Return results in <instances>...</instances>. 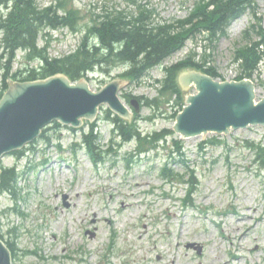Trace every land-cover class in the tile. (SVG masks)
<instances>
[{"label":"rangeland","instance_id":"1","mask_svg":"<svg viewBox=\"0 0 264 264\" xmlns=\"http://www.w3.org/2000/svg\"><path fill=\"white\" fill-rule=\"evenodd\" d=\"M36 1L40 6L55 2ZM140 1L149 2V7L157 10V20L163 23L187 16L198 0ZM75 5L82 15L80 29L92 15H102L105 8L134 10L130 0H75ZM253 5L251 12L232 22L228 35L215 44L214 50L198 35L152 68L141 83L126 79L129 82L122 94L159 98L154 107L142 103L136 114L135 122L143 133L174 125L180 105L161 92L159 80L165 76V66L184 58L189 50L197 54V59L211 55L208 64L216 66L222 75L229 69L241 71L235 47L246 43L244 32L260 22L259 17L264 26V0H256ZM47 31L52 57L75 49L84 34V29L76 32L67 27ZM250 34L253 39L260 38L253 31ZM45 43L44 31L38 44ZM2 52L0 43V93L6 64L12 67V73L28 65L23 52H17L14 62ZM37 64L32 61L29 66ZM122 71V67H113L110 72L99 69L91 74V88L98 90L119 78ZM254 77L264 78V64ZM190 91L195 93V86L191 85ZM257 98H264L263 85H257ZM107 109V104L100 106L94 134L99 137L101 150H114L121 139H112L115 125L105 118L114 114ZM135 118L132 114L131 120ZM88 127L86 123L75 131L52 122L44 139L39 137L28 145L26 156L9 153L4 157L3 166H16L22 174L16 187L18 199L9 193L0 196V234L15 248L13 264H264V167L255 162V151L247 146L250 141L264 143V125L222 134L221 145L203 149L199 143L217 134L180 138V157L200 180L197 191L186 202L183 199L188 185L177 178L167 182L161 176L160 169L169 158L170 147L163 146L167 143L143 154L131 167L122 158L137 159V140L124 142L117 156L98 149L104 159L95 162L82 139ZM172 167L175 173H188L182 164ZM33 212L44 218L42 226L29 218ZM198 246H202L201 254Z\"/></svg>","mask_w":264,"mask_h":264},{"label":"trees","instance_id":"2","mask_svg":"<svg viewBox=\"0 0 264 264\" xmlns=\"http://www.w3.org/2000/svg\"><path fill=\"white\" fill-rule=\"evenodd\" d=\"M255 1L200 0L187 18L159 23L155 18V10L148 8L145 3L132 0L137 4L133 11L106 8L103 15L95 14L90 17L91 21L85 23V34L77 48L61 57L50 58L48 43L39 47L38 39L49 28L70 27L78 30L81 11L73 5V0H56L45 7H41L36 0H0V31L3 33L1 42L9 62L15 58L18 49L27 50V59H40V67L28 69L29 73L22 80L44 78L60 72L66 73L72 80H78L96 69L108 71L109 68L123 65L127 68L122 75L139 81L152 67L161 64L199 32H205L204 37L210 44L219 40L227 34L232 20L248 9H254ZM253 30L260 35V39L252 40L250 33L246 32L249 42L235 51V58L241 60L243 70L249 76L264 55V27L261 24L254 25ZM207 62V59L197 61L192 52L167 66L161 92L171 97L177 95L175 101L182 105L184 93L177 80L178 73L184 68L193 67L217 76L216 67L207 65ZM9 73L10 66L3 75L5 88ZM158 100H147V104L156 105ZM114 123L124 140L145 139L155 145L159 140H166L167 136L174 134L171 129H164L143 137L136 126L120 117L114 118ZM91 129L90 134L84 135V141L93 150L96 143V138L91 137L94 125ZM178 140L172 139L180 148ZM252 146L257 150L258 160L264 165V144ZM17 177L15 168H4L0 179V193L13 192ZM190 182L192 187L197 183L194 174H191ZM8 245L14 253L13 245Z\"/></svg>","mask_w":264,"mask_h":264},{"label":"water","instance_id":"3","mask_svg":"<svg viewBox=\"0 0 264 264\" xmlns=\"http://www.w3.org/2000/svg\"><path fill=\"white\" fill-rule=\"evenodd\" d=\"M181 82L184 86L194 83L198 89L197 94L188 96V105L174 125L184 136L264 124V99L256 104L255 84L251 80L220 82L208 74L191 70L181 76ZM121 86V82L115 80L94 92L85 80L73 84L64 74L10 83L0 101V159L33 140L53 119L80 125L82 117L94 118L103 102H109L113 109L128 116V109L117 95ZM185 90L191 94L190 86ZM0 264H12L10 249L1 238Z\"/></svg>","mask_w":264,"mask_h":264}]
</instances>
